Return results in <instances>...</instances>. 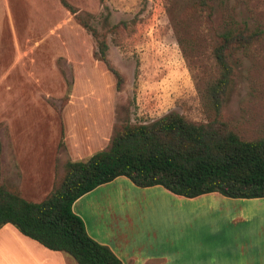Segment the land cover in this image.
<instances>
[{
    "label": "crops",
    "instance_id": "obj_1",
    "mask_svg": "<svg viewBox=\"0 0 264 264\" xmlns=\"http://www.w3.org/2000/svg\"><path fill=\"white\" fill-rule=\"evenodd\" d=\"M56 2L53 10L61 20L40 34L35 0H0V182L10 181L31 203H41L49 195L57 164L85 161L106 149L114 126L113 93L103 87L108 75L93 58V45L81 26L60 0ZM60 59L73 70V87L61 117L50 104L65 94L57 66ZM10 79L17 80L11 83ZM62 133L65 152L59 153ZM142 196L167 205L164 212L173 208L177 213L180 207L183 212L216 215L217 229L228 227L232 234L227 242L218 230L216 237L191 238L190 248L211 245L216 249L202 251L201 264H264V236L247 240L249 235L243 233L256 227L264 232L263 199H230L217 193L187 199L160 186L138 188L119 177L77 199L72 210L89 237L107 246L122 264H172L176 252L190 258L189 252L151 253L152 240L159 245L162 212L153 206V225L141 222ZM12 238L27 251L2 250L1 244ZM170 246L176 247L174 239ZM0 264L76 263L7 224L0 229Z\"/></svg>",
    "mask_w": 264,
    "mask_h": 264
},
{
    "label": "trees",
    "instance_id": "obj_2",
    "mask_svg": "<svg viewBox=\"0 0 264 264\" xmlns=\"http://www.w3.org/2000/svg\"><path fill=\"white\" fill-rule=\"evenodd\" d=\"M211 0H197L194 9L213 11ZM77 23L91 36L94 57L102 62L121 90L122 76L109 60L108 36L128 31L127 21L110 24L102 16L93 25L60 0ZM211 15V14H210ZM263 36L248 26H227L218 35L212 56L217 76L206 86L202 101L211 119L195 124L169 112L150 123H132L126 107L114 108L109 145L85 161L57 164L52 190L41 203L24 200L10 181L0 182V229L9 224L42 247L62 252L76 264H122L105 245L89 237L73 203L95 188L125 177L138 188L160 186L170 193L193 199L217 193L230 199L264 198V136L245 140L220 116L228 103L237 77L239 53L247 54ZM67 91L59 104L51 102L58 116L69 100ZM65 152L63 133L58 145Z\"/></svg>",
    "mask_w": 264,
    "mask_h": 264
},
{
    "label": "rangeland",
    "instance_id": "obj_3",
    "mask_svg": "<svg viewBox=\"0 0 264 264\" xmlns=\"http://www.w3.org/2000/svg\"><path fill=\"white\" fill-rule=\"evenodd\" d=\"M65 1L80 14L90 15L95 26L103 15L110 24L129 23L128 31L108 36L109 60L123 79L120 91H116L114 76L94 57L91 36L81 28L93 45V58L108 75L103 87L113 93L114 108L125 106L132 123H150L169 112L183 115L195 124L207 123L211 116L204 107L202 95L218 73L212 56L218 35L227 26L245 25L261 30V41L247 54L239 53L235 57L237 77L220 119L245 140L264 136V0H211L212 12L208 8L194 9L197 0H70L73 4ZM55 3L56 0H35L38 12H34V18L39 17L41 21L38 33L45 34L61 20L59 12L53 10ZM39 57L43 63L47 62L46 57ZM57 66L65 81L64 98L73 87V70L62 59ZM59 100L50 101L59 104ZM153 206L162 212L158 220L162 223L159 245L152 240L155 248L151 253H192L190 258H181L176 252L172 264H201L202 251H216L211 245L190 248L191 238L216 237L218 230V236L227 242L232 234L227 226L217 229L216 215L193 214L190 209L183 212L180 207L177 213L173 208L170 213L164 212L167 205L145 196L141 197V222L153 225L150 217ZM243 233L249 235L247 240H258L260 234L264 236L257 227L244 229ZM164 239L169 241L168 245ZM172 239L176 242L175 248L170 246ZM1 249L27 251L14 238L4 241Z\"/></svg>",
    "mask_w": 264,
    "mask_h": 264
}]
</instances>
